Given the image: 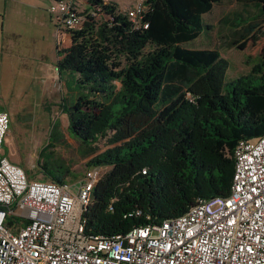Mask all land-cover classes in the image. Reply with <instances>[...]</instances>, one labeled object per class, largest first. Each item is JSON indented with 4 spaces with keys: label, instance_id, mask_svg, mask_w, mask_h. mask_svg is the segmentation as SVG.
I'll return each instance as SVG.
<instances>
[{
    "label": "trees",
    "instance_id": "obj_1",
    "mask_svg": "<svg viewBox=\"0 0 264 264\" xmlns=\"http://www.w3.org/2000/svg\"><path fill=\"white\" fill-rule=\"evenodd\" d=\"M227 1L247 10L222 20L228 47L260 39L264 0H146L147 29H134L112 3L104 9L112 20L90 19L59 52V73L74 84V99L60 104L69 131L96 154L87 167L103 169L83 216L87 234L122 235L231 194L236 146L264 136V50L249 73L230 79L218 49L188 47ZM101 139L109 147L98 154ZM66 175L45 176L62 184Z\"/></svg>",
    "mask_w": 264,
    "mask_h": 264
},
{
    "label": "built area",
    "instance_id": "obj_2",
    "mask_svg": "<svg viewBox=\"0 0 264 264\" xmlns=\"http://www.w3.org/2000/svg\"><path fill=\"white\" fill-rule=\"evenodd\" d=\"M47 1L59 52L90 19H113L104 12L113 0ZM147 9L146 0H135L118 13L140 30L148 28ZM11 125L10 113L0 111V264H264V136L236 146L228 197L199 199L182 216L94 237L83 216L103 169L87 170L77 191L31 180L3 154Z\"/></svg>",
    "mask_w": 264,
    "mask_h": 264
},
{
    "label": "rangeland",
    "instance_id": "obj_3",
    "mask_svg": "<svg viewBox=\"0 0 264 264\" xmlns=\"http://www.w3.org/2000/svg\"><path fill=\"white\" fill-rule=\"evenodd\" d=\"M21 1L29 4H40L39 0ZM41 1L43 5L48 4L47 0ZM113 1L122 10L131 8L135 3V0ZM12 8L16 10L13 15H19L17 11L20 8L33 12L30 8L20 4H11V10ZM243 9L244 7L235 1H227L214 6L213 10L204 17L205 23L211 28L188 45L189 48L193 49H218L222 56L230 62L228 70V78L230 79L249 73L252 66L259 61L264 50V35L258 40L250 39L242 42L235 48L228 47L227 42L232 37L229 28H224L221 22L228 15L246 14L247 10ZM37 14H40V12ZM51 29L53 40L49 44V49L46 48L47 43L45 41L42 43L43 61L50 62L52 59L53 64H56L55 25ZM261 29L264 31V24ZM14 55H16L15 52H10L7 57ZM13 76L5 70L0 72V78H2V82H0V111L7 110L12 119V125L4 140L3 152L9 156L22 158L25 162L23 168L31 175L32 180L46 181L48 180L45 176L47 173L53 175L68 174L69 177L66 176L68 182L79 181V177L86 171L87 165L84 160L88 156V148L72 137L66 116L63 119L57 118L60 113L59 107L54 104L44 106L34 103L36 96L31 92L30 86L28 84L23 86L24 81L15 79V76ZM17 84L19 87H16ZM53 90L57 91L54 88ZM51 99L52 94L49 96L48 101L51 102ZM46 107L48 108L46 109ZM55 121L59 126L57 129L53 127ZM95 147L99 154L105 151L109 145L106 139H101ZM71 186L77 191L79 185L73 183Z\"/></svg>",
    "mask_w": 264,
    "mask_h": 264
},
{
    "label": "crops",
    "instance_id": "obj_4",
    "mask_svg": "<svg viewBox=\"0 0 264 264\" xmlns=\"http://www.w3.org/2000/svg\"><path fill=\"white\" fill-rule=\"evenodd\" d=\"M39 3L40 4H29L23 3L21 0H0V72L5 70V72L10 75H14L15 79L23 80V86L28 84L31 88V92L36 96L34 103L44 106L47 104H54L59 107L60 113L57 118L63 119V117L66 116L70 127L69 117L60 107V104L63 103L64 98L74 99V84L71 75H60L59 73L58 62L60 60V54L58 50L57 32H55L57 63L53 64L54 62L52 59L50 62L43 61L44 54L42 51V43L45 41L47 43L46 48L48 47L49 49V44L53 40L51 27L55 25V21L48 12L50 3L48 2V4L43 5L41 0H39ZM11 4L26 6V8H30L33 12L20 8L17 11L19 15H13L16 10L15 8L11 10ZM38 12H40V14H37ZM54 30L56 31V28ZM10 52H15L16 55L7 57ZM5 76L9 78V76ZM0 82H2V78H0ZM16 87H19V85L17 84ZM53 88L57 91H54ZM51 94L52 99L50 102L48 98ZM47 108L48 107H46V109ZM54 125H56L55 129L59 127L57 121H55ZM84 151H86V149H84ZM3 154L14 164L23 168L25 162L22 158L13 155L9 156L4 152ZM95 155L86 156L84 160L86 165ZM89 169L90 168L86 167V171ZM86 171L79 177V181L68 182V178L66 177H69L68 174L63 181L70 185H73V183L79 185L85 177ZM28 175L32 180L33 178L31 175Z\"/></svg>",
    "mask_w": 264,
    "mask_h": 264
}]
</instances>
